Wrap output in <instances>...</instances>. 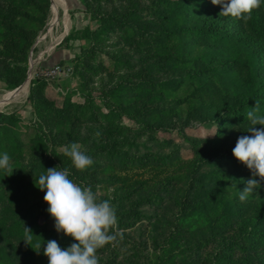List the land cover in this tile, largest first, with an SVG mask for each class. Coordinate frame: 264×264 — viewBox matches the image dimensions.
<instances>
[{"label": "trees", "instance_id": "1", "mask_svg": "<svg viewBox=\"0 0 264 264\" xmlns=\"http://www.w3.org/2000/svg\"><path fill=\"white\" fill-rule=\"evenodd\" d=\"M126 2L125 9L96 8L90 13L91 19L99 22L94 32L89 27L72 29L63 39L65 43L92 38L102 42L109 38L107 33H116V40L137 56L134 60L141 68L136 79L121 78L103 93L104 106L107 108V98L112 103L108 110L92 98L80 103L65 98L57 106L43 95L45 83L36 77L30 81L26 99L36 116L34 134L28 141L16 131L20 117L15 112L0 111V154L8 153L14 169L13 173L0 170V221L11 208L5 199L15 204L29 195L38 199L35 205L39 213L53 219L47 212L44 192L37 187L38 177L49 168L63 170L66 162L72 165L61 148L77 140L71 138V129L77 122L109 124L111 130L105 127L91 136L97 146L95 154L102 151L115 162L120 174L118 181L131 188L134 184L144 186L164 179V170L177 159L174 160L175 151L133 159L121 149L113 153L114 147H107V143L96 145L107 140V133L109 136L119 131L125 133V128L115 123L119 116L126 114L137 119V124L149 131L168 129L173 119L184 120V124L206 121L216 126V142L207 161L217 169L201 174L202 183L191 197H186L188 200L181 195L176 197V221L170 223V235L165 237L167 246L161 250L166 254L155 264H169L170 260L173 264H210L212 255H203L202 251L212 241L221 245L214 255V264H264V181L256 177L263 193L257 194L255 190L241 202L240 191L252 175L232 155L238 137L251 135L247 130L252 125L246 113L257 105L256 114L264 116V2L247 23L220 16L222 6L213 5L211 0H156L143 7L135 0ZM49 6V0H0V80L8 89L19 86L27 76L28 51L44 25ZM114 64L117 69L122 64L129 66L128 61L119 58H115ZM156 74L166 76L159 78ZM63 125L69 126L65 132L60 129ZM93 166L98 164L94 161ZM225 167L230 168L227 177L221 176ZM160 200L161 196L155 193L137 203L158 206ZM26 216L29 218L26 227L33 233L29 245L23 241L25 226L16 229L26 264H44L47 257L43 248L49 240L57 241L61 248L74 242L71 237L57 233L54 226L38 225L29 213ZM116 216L121 230L132 225L126 222L129 218L133 221L141 218L138 213L127 214L118 208ZM186 220L192 224L184 225ZM230 222L234 223L235 233L225 238L223 233ZM175 238H181L182 244L178 245ZM122 246L118 244L119 248ZM237 250L243 259L234 261L232 254ZM7 258L0 249V262Z\"/></svg>", "mask_w": 264, "mask_h": 264}, {"label": "rangeland", "instance_id": "2", "mask_svg": "<svg viewBox=\"0 0 264 264\" xmlns=\"http://www.w3.org/2000/svg\"><path fill=\"white\" fill-rule=\"evenodd\" d=\"M49 1L47 18L28 51L25 80L13 89H8L0 80V111L15 112L20 117L21 121L17 124L16 131L25 141L33 136V124L36 119L33 108L26 100L32 79L40 77L44 81L43 95L52 99L57 106H60L65 98L76 103L92 98L96 104L103 107L105 103L103 93L115 86L121 78L133 76L132 79H136L141 68V64L134 60L137 56L128 46L116 40V33H107L109 38L102 42H97L92 37V39L71 40L67 43L63 41L72 29L89 27L91 31H95L99 22L91 19V11L98 7L105 11L118 6L119 9H125L126 0ZM135 1L143 7L156 0ZM105 37L103 34L102 38ZM128 57L131 59L126 60ZM115 58L128 61V68L122 64L117 69L114 64ZM156 76L164 78L166 75L156 74ZM26 84L27 90L23 95H10L3 100L7 94L19 91ZM108 105L112 103L107 98V108L105 106L103 108L105 111L109 109ZM119 118L115 123L117 126H123L125 133L119 131L118 134L122 136L118 134L109 136L107 133V140L96 145L104 146L107 143V147H114L113 153L121 149L133 159L150 153L165 155L175 151L173 156L177 162L164 170V179L144 186L134 184L131 188L119 182L120 174L115 162L105 157L102 151L100 154H95L97 146L91 140V136H95L105 127L111 130L109 124L106 125L105 122H77L71 129L72 140L77 139L74 142L79 143L81 150L86 152L98 166L92 165L88 171L81 172L66 162L64 168L68 169L73 181H79L82 186H90L98 200H110L112 206L118 208L120 212L138 213L141 217L138 221H133L131 218L126 220L132 225L123 230L117 226L113 229L114 232L122 231L123 238L118 237L116 242L98 250L99 264H128L129 261L131 264H155L166 254L165 252L162 254L161 250L167 246L165 237L170 235L169 231L172 228L170 223L176 221L175 216L178 212L176 197L181 195L184 200L186 197H191L194 189L202 183L201 174L217 169L211 161H207L208 153L216 142L214 138L216 126L206 121L192 120L184 124V120L173 119V124L169 125L168 129L149 131L137 124V119L130 118L126 114H122ZM68 128L67 125L60 127L62 132L67 131ZM56 129L59 128L54 130ZM225 171L222 170L221 176L227 177L230 168L225 167ZM111 179L117 182L111 183ZM223 181H227L226 178ZM256 190L257 194L263 193L259 188ZM155 193L161 196L158 206L148 204L138 206L137 202L140 198ZM121 196L122 198L119 199L118 197ZM37 200L33 195L15 204L5 199V203L9 202L11 208L8 209L5 219L0 221V249L9 258L0 264H26L16 229L27 225L28 213L38 225L54 226V219L49 220L39 213L35 205ZM164 220L167 222L164 223ZM188 224H192V221L186 220L184 225ZM227 227L223 236L233 237L234 223L230 222ZM173 240L178 245L182 244L181 238ZM119 243L123 244L120 248ZM220 246L217 241L208 242L202 251L203 255L208 253L212 255L210 264H214V255L217 254ZM232 257L234 261L243 259L239 250L235 251ZM47 260L48 258L43 259V263L45 264ZM167 263L173 264L171 260Z\"/></svg>", "mask_w": 264, "mask_h": 264}, {"label": "clouds", "instance_id": "3", "mask_svg": "<svg viewBox=\"0 0 264 264\" xmlns=\"http://www.w3.org/2000/svg\"><path fill=\"white\" fill-rule=\"evenodd\" d=\"M264 0H211L213 5H221L220 16L249 22L253 13L261 7ZM258 104V102H257ZM258 107L246 113L251 127V135L238 137L232 150L234 158L250 170L252 178L245 181L246 186L239 194V200L245 202L249 195L260 187L259 177L264 181V116L257 115ZM64 156L70 158L75 169L83 172L90 168L94 161L81 150V145L72 142L61 148ZM0 170L13 173L14 169L8 153L0 154ZM68 169L49 168L46 174L38 177L37 186L44 192V202L48 205L47 212L54 219L57 233H63L74 241L67 248H61L55 240L46 242L43 254L48 264H99L97 252L106 245L123 238V232H114L118 224L116 209L110 200H98L90 186H81L69 178ZM33 239L32 230L24 227L26 244ZM37 248L41 245L37 244Z\"/></svg>", "mask_w": 264, "mask_h": 264}, {"label": "bare ground", "instance_id": "4", "mask_svg": "<svg viewBox=\"0 0 264 264\" xmlns=\"http://www.w3.org/2000/svg\"><path fill=\"white\" fill-rule=\"evenodd\" d=\"M27 90V84L24 85L19 91L15 92V93H9L7 94L3 100H6L10 95H14V96H19V95H23V93H25Z\"/></svg>", "mask_w": 264, "mask_h": 264}, {"label": "built area", "instance_id": "5", "mask_svg": "<svg viewBox=\"0 0 264 264\" xmlns=\"http://www.w3.org/2000/svg\"><path fill=\"white\" fill-rule=\"evenodd\" d=\"M59 68V67H58Z\"/></svg>", "mask_w": 264, "mask_h": 264}]
</instances>
